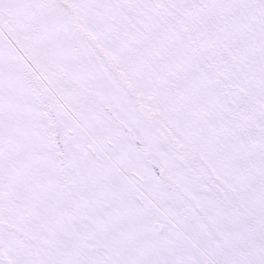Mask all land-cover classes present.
Here are the masks:
<instances>
[{
	"label": "snow or ice",
	"instance_id": "6c2138e0",
	"mask_svg": "<svg viewBox=\"0 0 264 264\" xmlns=\"http://www.w3.org/2000/svg\"><path fill=\"white\" fill-rule=\"evenodd\" d=\"M0 264H264V0H0Z\"/></svg>",
	"mask_w": 264,
	"mask_h": 264
}]
</instances>
